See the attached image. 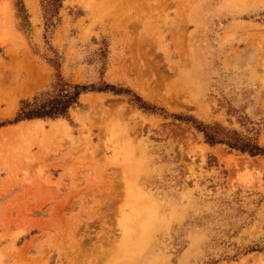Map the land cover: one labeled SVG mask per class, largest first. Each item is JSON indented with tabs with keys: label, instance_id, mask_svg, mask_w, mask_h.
<instances>
[{
	"label": "rangeland",
	"instance_id": "374dc122",
	"mask_svg": "<svg viewBox=\"0 0 264 264\" xmlns=\"http://www.w3.org/2000/svg\"><path fill=\"white\" fill-rule=\"evenodd\" d=\"M235 138L264 151V0H0V264H264Z\"/></svg>",
	"mask_w": 264,
	"mask_h": 264
},
{
	"label": "trees",
	"instance_id": "16d2710c",
	"mask_svg": "<svg viewBox=\"0 0 264 264\" xmlns=\"http://www.w3.org/2000/svg\"><path fill=\"white\" fill-rule=\"evenodd\" d=\"M56 86H58L57 90L55 91L56 95L52 100L42 104H36V102L33 103L34 108L19 115V117L14 122L32 118H55L59 116H65L68 109L76 103L80 93L85 90L84 88L71 86L69 84H66L65 82H59V84H57ZM204 135L206 140L211 144L222 142L220 140H217L218 138H216L215 133L205 131ZM225 144L229 148L249 153L251 155L264 153V151L255 144L242 142L237 138L226 140Z\"/></svg>",
	"mask_w": 264,
	"mask_h": 264
},
{
	"label": "bare ground",
	"instance_id": "6f19581e",
	"mask_svg": "<svg viewBox=\"0 0 264 264\" xmlns=\"http://www.w3.org/2000/svg\"><path fill=\"white\" fill-rule=\"evenodd\" d=\"M59 123V122H58ZM63 125V124H62ZM65 125V124H64ZM66 126V125H65ZM52 127H54V126H52ZM67 127V126H66ZM55 128V127H54ZM68 128V127H67ZM57 197L56 195H53V197ZM54 197V198H55ZM58 198V197H57ZM57 202V201H56ZM57 207V208H56ZM55 208L57 209V210H59V211H61L62 209V206L60 205V203L59 204H57V206H56ZM61 209V210H60ZM138 210V209H137ZM139 211H140V208H139ZM137 212L138 211H136L135 213L137 214ZM141 212V211H140ZM143 212V211H142ZM153 212H155L154 210L151 212V213H153ZM156 213V212H155ZM134 215V216H138V214H140L139 212H138V214L137 215ZM142 214V213H141ZM140 214V215H141ZM154 214V213H153ZM131 216V215H130ZM133 216V217H134ZM145 216V214H143L142 216H140V217H137L138 218V220H139V218H143ZM148 216V215H147ZM147 216H145V217H147ZM155 216H156V214H155ZM132 217V216H131ZM137 218H136V220H137ZM156 219H158V217L156 218H154V217H152V216H150V214H149V216L145 219V221L144 222H142V220L140 221V223H141V225L139 224V226H141V230H142V232H141V234H142V239L141 240H138V241H140L138 244L136 243V247H141V248H139V250H138V252H136L135 254H143V252L145 251V247L148 245V242L150 241V238H151V236H150V232H151V230H153L154 228H156L157 227V225H158V220H156ZM138 222V221H137ZM127 225V224H126ZM130 226V225H129ZM68 227H70V226H68ZM128 227V226H127ZM63 231H64V233L66 234V235H68V231L65 229V228H61ZM74 229V228H73ZM136 229H138L137 231H140V227H137ZM136 231V232H137ZM128 232V231H127ZM135 232V231H134ZM138 233V232H137ZM131 234H132V232H131ZM148 234H149V236H148ZM129 236H130V233L128 234ZM138 235V234H137ZM63 237H65L64 235H63ZM125 238V237H124ZM130 238V237H129ZM133 238V237H132ZM71 239V238H70ZM137 241V242H138ZM73 242V241H72ZM131 241H129L128 243H130ZM132 243V242H131ZM152 244V243H151ZM129 245H131V244H129ZM129 245H127L128 246V248H129ZM150 245V244H149ZM73 246H76V245H73ZM102 246V245H101ZM101 246H99V248L101 249ZM150 247V246H149ZM131 248V247H130ZM69 249H70V247H69ZM72 249V248H71ZM77 249V248H76ZM75 249V250H76ZM134 250V249H133ZM135 251V250H134ZM78 253H80V252H78ZM79 255H82V254H79ZM78 255V256H79ZM85 255V254H84ZM78 257H77V262H78ZM75 259H74V262L76 261ZM77 262H75V263H77Z\"/></svg>",
	"mask_w": 264,
	"mask_h": 264
}]
</instances>
